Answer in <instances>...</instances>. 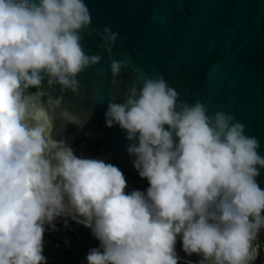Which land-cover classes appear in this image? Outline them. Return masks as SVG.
Listing matches in <instances>:
<instances>
[{"label":"clouds","instance_id":"9594fccd","mask_svg":"<svg viewBox=\"0 0 264 264\" xmlns=\"http://www.w3.org/2000/svg\"><path fill=\"white\" fill-rule=\"evenodd\" d=\"M90 25L85 0H0V264H46V226L58 238L61 219L99 242L86 264H179L178 237L197 264H255L264 250V156L232 114L180 102L161 75L138 77L105 112L150 185L128 194L118 167L78 157L57 133V113L71 117L64 129L82 127L63 102L102 61L84 50ZM99 36L111 57L119 33L105 26ZM126 67L111 60L112 84Z\"/></svg>","mask_w":264,"mask_h":264},{"label":"water","instance_id":"95a60500","mask_svg":"<svg viewBox=\"0 0 264 264\" xmlns=\"http://www.w3.org/2000/svg\"><path fill=\"white\" fill-rule=\"evenodd\" d=\"M91 25L84 50L100 55L99 65L80 74V95L68 92L63 107L82 121V127L61 125L71 117L57 113L56 130L78 157L102 159L118 167L127 181L125 193L146 192L127 153L129 141L119 125L105 126L108 103H122L127 88L141 76L161 75L179 93L180 102L204 103L208 114L224 111L255 136L264 156V0H85ZM107 26L119 33L109 57L99 33ZM124 59L128 67L112 84L110 63ZM104 71L101 76L100 70ZM46 83V82H45ZM30 91L35 92V89ZM59 95V88L56 89ZM257 181L264 189V169ZM264 244V231L260 234ZM175 251L187 256L178 237ZM255 264H264L261 250Z\"/></svg>","mask_w":264,"mask_h":264},{"label":"rangeland","instance_id":"374dc122","mask_svg":"<svg viewBox=\"0 0 264 264\" xmlns=\"http://www.w3.org/2000/svg\"><path fill=\"white\" fill-rule=\"evenodd\" d=\"M56 227L60 232L58 242L53 243L52 235L48 234L51 230H47L46 226L43 240L46 264H86L89 250L99 246L90 229L71 220L65 227L63 219L57 222ZM179 264L183 263L179 261Z\"/></svg>","mask_w":264,"mask_h":264},{"label":"trees","instance_id":"16d2710c","mask_svg":"<svg viewBox=\"0 0 264 264\" xmlns=\"http://www.w3.org/2000/svg\"><path fill=\"white\" fill-rule=\"evenodd\" d=\"M51 241H52L53 243H56V242H58V238H56V237H51ZM65 253H67V252H65ZM181 263L185 264L184 262H181Z\"/></svg>","mask_w":264,"mask_h":264},{"label":"bare ground","instance_id":"6f19581e","mask_svg":"<svg viewBox=\"0 0 264 264\" xmlns=\"http://www.w3.org/2000/svg\"><path fill=\"white\" fill-rule=\"evenodd\" d=\"M179 261H180V262H184V263H185V262H187V261H184V260H180V259H179ZM192 264H195V263H192Z\"/></svg>","mask_w":264,"mask_h":264}]
</instances>
